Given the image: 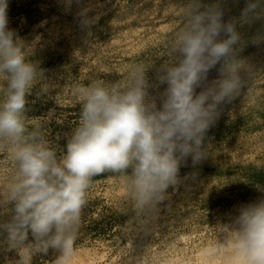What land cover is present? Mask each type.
<instances>
[{"label":"clouds","instance_id":"obj_1","mask_svg":"<svg viewBox=\"0 0 264 264\" xmlns=\"http://www.w3.org/2000/svg\"><path fill=\"white\" fill-rule=\"evenodd\" d=\"M262 4L247 0L240 20L257 18ZM239 22L225 20L215 3L193 0L175 34L172 59L155 67L135 64L124 82L74 85L80 120L58 153L40 126L27 121L26 96L42 69L26 58L22 40L8 27V0H0V150L15 167L0 191L10 212L0 222V237L16 253L14 264L49 253L53 264H73L93 177L124 175L133 210L143 214L180 183L189 158L196 166L207 157L208 130L244 84ZM256 188L261 197L238 206L225 222L224 239L204 253L210 261L264 264V189Z\"/></svg>","mask_w":264,"mask_h":264},{"label":"rangeland","instance_id":"obj_2","mask_svg":"<svg viewBox=\"0 0 264 264\" xmlns=\"http://www.w3.org/2000/svg\"><path fill=\"white\" fill-rule=\"evenodd\" d=\"M247 0L215 3L237 19L245 62L238 97L223 106L205 137L207 157L180 169V183L143 214L133 210L124 175L92 178L81 210L73 264H222L206 251L224 239L225 222L264 189V4L258 17L240 20ZM193 0H8V27L22 40L38 76L26 96V118L39 125L59 153L80 120L73 86L99 79L124 82L135 64L155 67L173 58L175 34ZM215 72L210 74L214 76ZM152 71H149L151 78ZM0 83V87H2ZM2 98V93H0ZM15 174L0 150V191ZM0 198V222L9 219ZM0 237V264H14ZM54 254L32 264H53Z\"/></svg>","mask_w":264,"mask_h":264}]
</instances>
